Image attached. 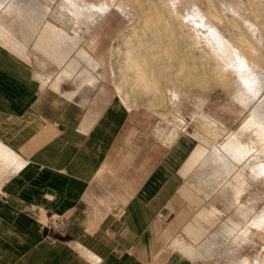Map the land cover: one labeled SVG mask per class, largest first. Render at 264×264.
I'll list each match as a JSON object with an SVG mask.
<instances>
[{"label":"crops","instance_id":"obj_1","mask_svg":"<svg viewBox=\"0 0 264 264\" xmlns=\"http://www.w3.org/2000/svg\"><path fill=\"white\" fill-rule=\"evenodd\" d=\"M6 7H0V17L13 11H7L11 7ZM17 10L16 13L21 12ZM105 17L87 35L83 34L85 45L89 47L91 42L90 56L80 59L82 69L68 77L74 86L61 87L73 93L62 105L59 93L43 92V83L31 67L34 62L29 53L35 51V37L27 42L20 33L13 34L23 40L14 43L6 38V32L0 33V144L5 145H0V152L18 155L15 158L19 163V168L6 173L0 161V186L6 191V198L10 196L16 202L13 204L41 210L30 219L23 212L14 214L12 203L0 198V264H215L222 261L221 248L227 247L223 238L246 236L242 231L250 225H246L245 218L252 209L240 197L251 183L244 173L238 180L237 172H222L214 162L215 156L208 155L213 162L203 158L199 161L204 168L209 163L214 165L213 176L209 178L213 190L205 193L196 188L187 174L199 162L191 163L194 155L191 151L198 141L189 135L185 124L180 128H155L160 142L169 147L159 164H156L155 143L159 140L156 137L152 140L155 152L148 153L143 160H135L140 145L127 148L130 136L121 135L119 130L127 120L124 101L110 102L108 96L112 86L108 62L117 45L114 42L120 35L121 24L107 31L110 22ZM21 21H0V31L6 28L29 31L31 24ZM39 25L38 29L34 27L38 32ZM36 40L43 47L39 33ZM73 46H76L74 41L66 49ZM39 53L38 60H43L44 54ZM99 67L104 71L99 73ZM95 84H98L95 94L86 88L78 91L83 85ZM205 129L213 140L203 136L199 141L207 145L219 142L215 139L218 134H226L225 127L220 131L206 124ZM122 141L127 144L126 151L120 145ZM180 161L183 164L175 171ZM94 167L99 170L93 176ZM29 168L36 175L30 182L28 179L33 176L28 177ZM79 172L87 175L85 181L71 178L70 173ZM18 173V180L14 181L12 175ZM109 174L114 181L109 186L111 196L105 197L102 188L101 206L95 204V216H90L91 203L86 197L89 182L98 178L102 181ZM239 182L243 188L237 198L234 195L241 187ZM212 194L216 195L212 197ZM238 206L243 213L237 211ZM230 207H234L233 212H227L231 211ZM223 214L228 215V221L221 224ZM57 219L59 229L52 236L51 225ZM94 223H100V227L94 228ZM100 228L111 234L103 236ZM212 229L215 231L209 235ZM259 242L264 244V233L259 235ZM235 260L234 264H252L242 257Z\"/></svg>","mask_w":264,"mask_h":264},{"label":"rangeland","instance_id":"obj_2","mask_svg":"<svg viewBox=\"0 0 264 264\" xmlns=\"http://www.w3.org/2000/svg\"><path fill=\"white\" fill-rule=\"evenodd\" d=\"M68 1L73 3L72 6L70 5L71 8ZM0 7H2V3H0ZM108 10L109 12L106 13ZM19 13H15L16 15L14 13L3 14L5 15L3 17L8 20L0 21L10 22V17H14L17 19H13L11 22L14 23V20L22 22L19 19L21 16ZM32 15L34 19L30 18L31 22L29 23L33 24L35 28L39 25L36 23L54 26V28L72 36L76 43L71 55H67L57 62H46V59L38 60V53H33L32 50L29 53V58L34 62L31 66L34 74L39 75L44 85L43 92L50 95L54 93L53 91L59 93L61 104H65L73 96L72 92L63 91L61 87L68 89L70 86H74L68 77L82 69L80 59L90 56L88 48L91 47V42H88L89 47L85 45L83 34L87 35L90 29L105 16V20L110 22L107 31L120 22V35L114 42L117 45L114 46L108 62V68L112 74V78L109 79L112 86H110L108 96L110 102L124 101L127 120L119 130H122L120 131L121 135H129L131 142L127 145L122 141L120 145L125 147L126 144L127 148L140 145V152L135 153L136 161L143 160L148 153L155 152L152 140L153 137L159 139L155 132V128L158 126L171 129L173 127L180 128L185 124L189 135L194 136L198 142L203 136L213 140V137L205 132L206 124L220 131L225 127L226 134H218L215 137L219 142L225 143L226 140L228 141V136L233 134L230 138L243 148L242 153H239L240 148L235 147V150L238 148L236 151L239 156L243 158L240 157L241 159L237 161L239 165L233 163L225 165L220 163L222 160L217 157H214V162L220 165L222 172H229L233 169L235 172L238 169V173L240 171L245 174L251 185L240 199L242 202H246L247 207L250 206L252 211L245 218L246 225L250 224L243 230L246 236H239L235 239L232 237L223 238L227 247L221 248L219 255L222 261H215V264H234L235 259L239 257L246 258L252 264H256L264 255V244L259 242V235L264 233V136L254 135L253 131L246 129L244 125L249 120L247 118L251 119V110L255 106L254 96L264 95V0H39L37 6L33 7L30 17ZM211 31L212 33H210ZM5 32L8 36L6 38L14 43L23 41H20L17 36H12L17 33H20L27 42L34 41L33 34H29L23 29L17 31L6 28L4 31H0L2 35ZM221 35L222 37H220ZM222 38L224 39L222 40ZM225 41L227 44L224 45ZM216 44L222 45L223 48H230L233 51V54L230 51L232 54L230 56H233L230 61L235 62L232 64L237 69L243 67L255 73L258 80L256 83L259 82L261 88L257 84L253 90L244 89L236 73L232 70L233 68L223 66L224 62L219 59L213 49ZM20 45H16V47ZM129 49L131 58L127 56ZM32 53L34 56L31 55ZM241 57L245 63L237 66L243 62L240 60ZM127 59L129 60L127 61ZM189 68L190 70H188ZM98 70L101 73L104 68L99 67ZM139 73L145 74L144 80H139ZM119 80L123 83V88L120 90L117 87ZM85 88L95 94L98 84L83 85L78 91ZM51 91L52 93H50ZM252 94L254 95L252 96ZM252 142L255 147L251 144ZM155 145L156 164H159L167 155L169 147L162 144L160 139L156 141ZM231 147L233 149V145ZM127 148L125 147V151ZM213 151L214 149L208 150L203 157L206 162L208 160L213 162L211 158L207 157L208 155L214 156ZM2 154H0V161L5 164L2 166L4 171L7 173L12 168L17 169L15 166L9 165L8 167L7 165L9 163L6 155L10 156V154L5 153V156ZM247 155L252 157L246 159ZM245 160L250 161L251 165H246L247 161ZM182 164L180 161L175 171H178ZM213 167L214 165L209 163L204 168L202 162L199 161L195 168L187 174V178L192 184L195 183L196 188L210 193L213 189L209 185L212 182L209 181V178L211 175L213 176ZM225 167H227L226 170L223 169ZM28 172V177L33 176L29 177L28 181L30 182L36 175L33 174L35 172L33 168H29ZM19 175L20 173L12 175V179L18 180L16 178ZM71 178L74 181L78 180L77 177L71 176ZM113 182L110 175L105 176L102 181L93 179L89 182L90 188L86 197L91 203L90 216H95V204H98V207L101 206L99 198L102 196V188L105 197L111 196L109 186ZM2 189L0 186V198L7 199L8 203H12L13 213L20 214L25 207L13 204L16 202L11 200L10 196L6 198L4 194L6 192ZM215 195L212 194V197ZM72 208L75 209V207ZM230 209L231 211L227 210V212H233L234 207H230ZM227 217V214L221 215L220 223H227ZM250 217L252 220L249 221ZM58 219L56 223H51L52 236H56L54 232L59 229ZM61 224L66 226L62 221ZM251 230L253 231L251 232ZM212 231L208 234L211 235L215 230L212 229ZM239 233L241 232L236 234Z\"/></svg>","mask_w":264,"mask_h":264},{"label":"bare ground","instance_id":"obj_3","mask_svg":"<svg viewBox=\"0 0 264 264\" xmlns=\"http://www.w3.org/2000/svg\"><path fill=\"white\" fill-rule=\"evenodd\" d=\"M38 1L39 0H0V3H2V6H7V7H11V8H9V10L7 9V11H12L14 14L16 13V12H18V10L17 9H19V11H24V12H21V13H19V15L21 14V16H20V20H24V21H28V22H31V20H30V18L32 19L33 18V15L30 17V14L29 13H31V10H32V8L34 7V6H37V4H38ZM41 2V1H40ZM105 2V1H104ZM68 3V5H69V7L71 8V6L73 5V3H71L70 1H68L67 2ZM99 5H100V3H98ZM107 4V3H106ZM105 4V5H106ZM71 5V6H70ZM6 7V8H7ZM68 7V8H69ZM109 7V6H108ZM24 8V9H23ZM27 8H28V10H27ZM48 9V8H47ZM198 9V8H197ZM17 10V11H16ZM72 10V9H71ZM70 11V10H69ZM4 12H6V11H4ZM4 12H2V13H4ZM11 12V13H12ZM9 13L10 12H8V14H6V15H9ZM12 13V14H13ZM24 13V16L22 17V14ZM73 14V13H72ZM16 15V14H15ZM2 17H0V20H5V19H7L6 17H3V16H5V15H1ZM35 17V16H34ZM10 19L11 20H9L10 22L13 20V19H17V18H14V17H10ZM34 19V18H33ZM8 20V19H7ZM6 21V20H5ZM19 21V20H18ZM33 21V20H32ZM14 22H15V20H14ZM47 22V21H46ZM147 22V21H146ZM13 23V22H12ZM48 24V23H47ZM154 24V23H153ZM146 27V26H145ZM156 30V29H155ZM154 30V31H155ZM157 31V30H156ZM29 34H33V36L35 37V51L33 50V53H38V52H40L41 54H44V56H42L41 55V57H42V59H43V61H44V59H46L45 61L46 62H54V61H59V60H61L62 58H64L65 56H67V55H70L72 52H73V48H71V49H66L67 48V46H69V45H71V44H73V39H71L70 37H68L69 36V34H67L66 32H64V31H60V30H58V28L56 29V28H54V26L53 27H50V25H42V26H40V31L38 32L36 29H34V26H33V24L32 25H30L29 26ZM137 32V31H136ZM217 32V31H216ZM215 32V33H216ZM38 33H39V35H40V39L43 41V47L42 46H38V44H37V40H36V38H37V36H38ZM155 33V32H154ZM154 33H152V34H154ZM210 33H212V31L210 32ZM209 33V34H210ZM217 33H219V32H217ZM145 34V33H144ZM220 34V33H219ZM136 35V34H135ZM218 35V34H217ZM144 36V35H143ZM145 36H146V34H145ZM144 36V37H145ZM154 36V35H153ZM205 36V35H204ZM219 36V35H218ZM245 36V35H244ZM133 37H134V35H133ZM133 37H131V38H133ZM155 37H156V35H155ZM209 37H210V35H209ZM213 37V36H212ZM220 37H222V35L220 36ZM219 37V38H220ZM159 38V37H158ZM157 38V39H158ZM206 38H207V35H206ZM218 38V37H217ZM226 38V37H225ZM212 39V38H211ZM214 39H215V37H214ZM214 39H213V41H214ZM224 38H222V40H223ZM227 39V38H226ZM229 39H231V38H229ZM130 40V39H129ZM128 40V41H129ZM160 40V39H159ZM208 40V39H207ZM160 41H162V40H160ZM210 41V40H209ZM218 41H219V43H221L220 42V40L218 39ZM2 42V41H1ZM130 42V41H129ZM229 42V41H228ZM133 43V42H132ZM214 43V42H213ZM129 44V43H128ZM225 44H227L226 43V41H225V43H224V45ZM213 45V44H212ZM223 45V46H224ZM214 46H216L215 48H213V49H215V52H216V54H217V56L219 57V59H221L224 63V67H231V68H233L232 70L236 73V75H237V77L239 78V82H240V84H242V86H244V89H246V90H253L256 86H257V84L259 85V88H261V85L259 84V82H257L256 83V81H258L257 80V78H256V75H255V73H253L251 70H249V69H245V68H243V67H241V69H239L240 67H238V69H237V67L236 66H234L232 63H234L235 64V62H233V61H230V59L231 58H233V56L231 57L230 55H232L233 54V51L230 49V48H227V47H222V45L221 46H219V44H216V45H214ZM227 46V45H226ZM251 46V45H250ZM228 47H230V46H228ZM231 47H233V46H231ZM177 48H178V46H177ZM235 48V47H234ZM133 50V49H132ZM136 50V49H135ZM234 50V49H233ZM171 51V50H170ZM230 51H232V54H230ZM133 52V51H132ZM33 53L31 54V55H33ZM39 53V54H40ZM140 54H141V52H139ZM173 53V52H172ZM175 53V52H174ZM173 53V54H174ZM130 55H131V50L129 49L128 51H127V56L129 57V58H131L130 57ZM236 55V54H235ZM241 55V54H240ZM34 56V55H33ZM36 56V55H35ZM172 56V55H171ZM238 56V55H237ZM242 56V55H241ZM243 57V56H242ZM240 58V60H243V62H241L240 64H237V66L239 65V66H241L242 64H244L245 62H244V59L243 58ZM38 58V57H37ZM36 58V59H37ZM173 58V57H172ZM133 59V58H132ZM146 59V58H145ZM229 59V60H228ZM236 59H237V57H236ZM129 59H127V61H128ZM137 60V59H136ZM208 60V59H207ZM130 61H131V59H130ZM239 62V61H238ZM188 63V62H187ZM186 63V64H187ZM139 64V63H138ZM128 65H130V63H128ZM188 65V64H187ZM126 66V65H125ZM245 66V65H244ZM188 68V67H187ZM137 69L139 70V68H138V66H137ZM188 70H190V68L188 69ZM35 72H37V71H35ZM39 72V71H38ZM262 75V74H261ZM264 76V75H263ZM138 78H139V80H144L145 79V74H138ZM199 78V77H198ZM262 78V77H261ZM125 79V78H124ZM42 81V80H41ZM264 81V80H263ZM263 81H261V82H263ZM48 82V81H47ZM260 82V83H261ZM145 83V82H144ZM46 84V83H45ZM263 84V83H262ZM44 86V85H43ZM117 87H119V90L120 89H122L123 88V83H122V81H118V86ZM239 87V86H238ZM257 89H258V87H257ZM260 90V89H259ZM263 90V89H262ZM258 91V90H257ZM240 93V92H239ZM262 93V92H261ZM263 94V93H262ZM254 94H252V96H253ZM257 95V94H256ZM254 98H255V100H254V107H253V109L251 110L252 112V115H250L251 116V119L250 118H247V119H249L248 121H246L247 123H245V125L244 126H246V129H248V130H250L251 132L253 131V133H254V135H257L258 137H262V136H264V95L262 96H258V97H256V96H254ZM67 99V98H66ZM252 100V99H251ZM64 101V100H63ZM64 103V102H63ZM62 105V104H61ZM249 116V117H250ZM259 117V118H258ZM55 125V124H54ZM60 130V129H59ZM231 135H233V134H231ZM231 135L230 136H228V141L226 140V142L225 143H222L221 141L220 142H216V143H214L213 145H207L206 143H204V142H198L199 144H198V146L195 148V149H193L192 151H191V153H194V155H193V158H192V160H191V163H195V162H198L199 160H201L206 154H207V152H208V150L209 151H212L213 149H214V151L212 152V153H215V157H217V159L218 158H220V160H222V161H220V163H223V164H225V165H227V164H230V163H233V164H235V165H239V163L237 162L238 160H240L242 157L241 156H239V153H242V151H243V148H241V146H239V143H238V145H237V142H235V141H233V139H231L230 137H231ZM226 138V137H225ZM255 138H257V137H255ZM258 139V138H257ZM222 140H223V138H222ZM252 140V139H251ZM254 143H256L255 141H253ZM251 143V144H253V146L255 145L254 143ZM1 143V142H0ZM175 144V143H174ZM173 144V145H174ZM1 145V144H0ZM231 145H233V149H232V147H231ZM1 146H3V143H2V145ZM0 146V147H1ZM5 146V145H4ZM3 146V147H4ZM239 147L240 149H239V153L235 150V147ZM250 146H252V145H250ZM255 147V146H254ZM3 149V148H2ZM1 149V150H2ZM5 149V148H4ZM6 149H8V147L6 148ZM212 149V150H211ZM16 150V149H15ZM230 150H233V151H231L230 152ZM8 151V150H7ZM9 152H10V150H9ZM5 153H7V152H5V150H4V153L2 154L3 156H5ZM13 153V152H12ZM210 153V152H209ZM1 154V153H0ZM191 155V154H190ZM16 156H18V155H16L15 154V156H14V154L12 155L11 153H10V156L9 155H6V157H7V160H8V163L9 164H7L8 165V167H9V165H11V166H15L16 168L19 166V163L16 161L17 159L15 158ZM245 156V155H244ZM174 157V156H173ZM241 157V158H240ZM252 156H248L247 155V157H246V159L247 158H251ZM5 158V157H4ZM18 158V157H17ZM232 158V159H231ZM20 159H22L21 157H20ZM24 159V158H23ZM243 159V158H242ZM198 160V161H197ZM3 161V160H2ZM18 161H21V160H19L18 159ZM23 161V160H22ZM22 161H21V163H22ZM30 161V160H29ZM28 161V162H29ZM243 161V160H242ZM245 161H247V164L246 165H248V166H250L251 165V162L250 161H248V160H245ZM25 162V161H24ZM188 162V161H187ZM237 162V163H236ZM244 162V161H243ZM27 162H25V164H26ZM111 163V162H110ZM190 163V164H191ZM246 163V162H245ZM4 164V163H3ZM190 164H188V165H190ZM241 164H243L242 162H241ZM240 164V165H241ZM1 165V164H0ZM5 165V164H4ZM22 165V164H21ZM20 165V166H21ZM24 165V164H23ZM22 165V166H23ZM109 165V164H108ZM111 165V164H110ZM186 165H187V163H186ZM191 165H193V164H191ZM183 167V166H182ZM185 167V166H184ZM19 168V167H18ZM22 168V167H21ZM53 168V167H52ZM190 168V167H189ZM192 168V167H191ZM9 169V168H8ZM243 169V168H242ZM12 170H14L13 168H12ZM16 170V169H15ZM19 170V169H18ZM94 172H93V176L94 175H96V171H98L99 169H98V167H94ZM105 170V169H104ZM234 170V169H233ZM233 170H230L229 172H233ZM192 171V170H191ZM238 171V169L237 170H235V172H237ZM100 172V171H99ZM106 172V171H105ZM107 173V172H106ZM187 173V172H186ZM72 174V175H71ZM237 175H236V177H237V179L239 180L240 179V177L242 178V176H244V174L243 173H241L240 171H239V173L237 172L236 173ZM70 175L72 176V177H77L78 179H81V180H84L85 181V178H87L86 176L87 175H85V174H83V173H77V175L76 174H73V173H70ZM110 175V174H109ZM102 176V175H101ZM100 176V177H101ZM260 176V175H259ZM258 176V177H259ZM102 178V177H101ZM99 179V178H98ZM240 183V186L241 187H238V191L235 193L236 195H234V196H237V198H239L238 197V195H240L239 193H241L240 191V188H243L242 187V185H241V182H239ZM229 184V183H228ZM231 184V183H230ZM229 184V185H230ZM245 184V183H244ZM246 185V184H245ZM236 188V187H235ZM235 188H233L234 190H237V189H235ZM4 192H6L4 189H2ZM243 192H245V191H243ZM234 193V192H233ZM5 194V193H4ZM222 196H223V194H222ZM233 197V196H232ZM231 197V198H232ZM236 198V199H237ZM232 199H234V198H232ZM235 200V199H234ZM233 200V201H234ZM238 201V199L235 201V202H237ZM235 202H233V205L235 204ZM231 204H232V202H231ZM240 206V205H239ZM237 207V211H242L241 209V207H243L242 206V204H241V207ZM112 207V206H111ZM111 207H110V209H111ZM246 207V206H245ZM23 208V207H22ZM124 208V207H123ZM109 209V210H110ZM113 209V208H112ZM195 209V208H194ZM23 211V213L24 214H26V215H30V219H31V216H33L34 217V215L35 214H37V212H41V210L39 209V207H28V208H23L22 209ZM107 210V209H106ZM105 211V210H104ZM120 211V210H119ZM236 211V212H237ZM45 212H43V214H44ZM235 213V212H234ZM239 213V212H238ZM241 213H243V212H241ZM15 214V213H14ZM206 214V213H205ZM245 214V213H244ZM44 215H46V214H44ZM198 215V214H197ZM43 216V215H42ZM111 216V215H110ZM109 216V217H110ZM115 216V215H114ZM121 216V215H120ZM205 216V215H204ZM32 217V218H33ZM39 217H41V216H39ZM46 218H48V217H46ZM51 218H53V217H51ZM40 219V218H39ZM55 219V218H54ZM40 220H42V222H43V219H40ZM44 220H46V219H44ZM46 222H48V221H46ZM44 223H45V221H44ZM43 223V224H44ZM101 223V222H100ZM100 223H94V228H96V227H100L99 225H100ZM36 224V223H35ZM41 226H42V224H41ZM43 227V226H42ZM198 227H200V226H198ZM101 229V234L103 235V236H106V235H109V234H111V231H106V230H104L103 228H100ZM199 229V228H198ZM233 229V228H232ZM237 229V228H236ZM234 230V229H233ZM243 232V231H242ZM197 233V232H196ZM203 234V233H202ZM173 236V235H172ZM205 250H206V247H205ZM207 251V250H206ZM190 253V252H189ZM258 264H264V256H263V258L261 259V261H259V263Z\"/></svg>","mask_w":264,"mask_h":264}]
</instances>
